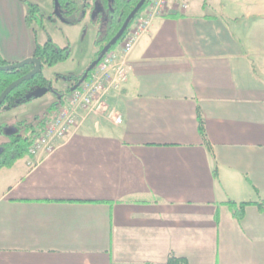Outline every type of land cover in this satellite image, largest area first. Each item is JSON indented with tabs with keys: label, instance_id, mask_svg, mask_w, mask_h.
<instances>
[{
	"label": "crops",
	"instance_id": "1",
	"mask_svg": "<svg viewBox=\"0 0 264 264\" xmlns=\"http://www.w3.org/2000/svg\"><path fill=\"white\" fill-rule=\"evenodd\" d=\"M186 3L130 51L120 123L85 117L0 169V264H264V0ZM35 47L23 0H0L2 59Z\"/></svg>",
	"mask_w": 264,
	"mask_h": 264
},
{
	"label": "built area",
	"instance_id": "2",
	"mask_svg": "<svg viewBox=\"0 0 264 264\" xmlns=\"http://www.w3.org/2000/svg\"><path fill=\"white\" fill-rule=\"evenodd\" d=\"M187 7L186 0H151L135 17L119 44L109 50L95 66L88 79L73 90H68L56 99V107L51 119L29 150L30 154L44 151L53 153L66 143L85 117L106 113L114 122L122 118L108 103L109 97L118 94L124 88L130 69L129 53L142 34L148 31L152 20L163 15L171 4Z\"/></svg>",
	"mask_w": 264,
	"mask_h": 264
},
{
	"label": "trees",
	"instance_id": "3",
	"mask_svg": "<svg viewBox=\"0 0 264 264\" xmlns=\"http://www.w3.org/2000/svg\"><path fill=\"white\" fill-rule=\"evenodd\" d=\"M138 1L139 0H114L112 4L110 19L105 33L95 38L94 44L96 48L93 59L98 56L103 46L115 35L125 17ZM150 2L151 0H147L143 7L140 9V12ZM26 22L28 25H31L28 19H26ZM128 29L125 30L124 34ZM123 35L118 40V42L111 47V49L115 48L119 44V42L123 38ZM33 56L40 61L42 68L44 66L53 67L59 63L66 61L69 58V49L67 46L58 47L51 40H47L42 45L36 42ZM6 64L7 63L0 56V66ZM32 68V63H26L25 65L12 70H0V94L12 81L28 73ZM42 68L33 77L15 86L12 91L6 96L4 101L0 104V109L10 110L16 106L32 101L35 98L34 96H32V92L36 91L40 87H45L48 83H50V81L45 77ZM94 69L95 67L87 72V76L85 79H88L90 77ZM84 72L77 76H69V79L73 80L76 84L82 77ZM55 107L56 102L54 101L47 107L44 114H36L30 120H22L17 123V130L9 134L8 142L1 144L2 150L0 152V169L3 167L12 166L16 160L30 154V148L42 134L46 123L51 119ZM198 131L204 139V123L200 114H198ZM228 204L230 205L232 213L238 219H242L244 215V208L248 203H235L233 201H229ZM256 204L258 205L259 210L261 212H264V200H261ZM164 264L189 263L186 258L170 253Z\"/></svg>",
	"mask_w": 264,
	"mask_h": 264
},
{
	"label": "rangeland",
	"instance_id": "4",
	"mask_svg": "<svg viewBox=\"0 0 264 264\" xmlns=\"http://www.w3.org/2000/svg\"><path fill=\"white\" fill-rule=\"evenodd\" d=\"M45 12V27L41 28L33 24L36 33V42L44 44L51 40L58 47L67 46L69 49V58L53 67L44 66L42 69L45 76L52 79V82L58 88L62 87L65 81H69V76L82 74L92 62L95 52L94 41L97 34V24L94 20L88 22L63 23L57 18L48 19L52 8V0H38ZM203 0H192L193 4L198 5ZM210 2V0H206ZM209 4V3H208ZM210 5V4H209ZM216 7L207 8L206 11L213 12ZM105 19V14L103 13ZM58 79V81H56ZM51 81V80H50ZM57 82V83H56ZM53 91L47 92L42 98H34L26 104H21L10 110L0 109V123L8 125L5 122L30 120L36 114H44L47 108L44 104L53 96Z\"/></svg>",
	"mask_w": 264,
	"mask_h": 264
},
{
	"label": "flooded vegetation",
	"instance_id": "5",
	"mask_svg": "<svg viewBox=\"0 0 264 264\" xmlns=\"http://www.w3.org/2000/svg\"><path fill=\"white\" fill-rule=\"evenodd\" d=\"M146 1L147 0H145V2ZM113 2L114 0H52V8L50 10L48 19L51 20L55 17L58 20L62 21L63 23H74V22H81V21L91 23L94 20L95 24H97V34H96V37H97L105 33L106 27L110 19ZM145 2L143 3V5L145 4ZM137 3L135 4V6L137 5ZM23 4L25 7V20L28 19L32 27H33V24H36L39 27L44 28L45 27L44 23L47 18L46 16H44L45 12L43 11V8L40 2L38 0H23ZM140 9L136 12L134 17L131 19L126 29H128L131 26L137 14L140 13ZM103 13L105 14V19L103 17ZM93 60L94 59H92V61ZM74 84L75 82L72 80V83L67 88L63 90H59V89L53 88L51 81H50V83H48L47 86L45 87H47L48 89L47 92L53 91L52 93L54 96V101H56V99H58V97L61 94H64L65 92L70 90ZM18 122L20 121H14L12 123H9L8 125L0 124V152L2 150L1 144L7 143L9 140V134L17 130Z\"/></svg>",
	"mask_w": 264,
	"mask_h": 264
},
{
	"label": "water",
	"instance_id": "6",
	"mask_svg": "<svg viewBox=\"0 0 264 264\" xmlns=\"http://www.w3.org/2000/svg\"><path fill=\"white\" fill-rule=\"evenodd\" d=\"M145 2V0H140L137 5L132 9V11L128 14V16L126 17V19L124 20L123 24L121 25L120 29L116 32V34L103 46V48L101 49V51L99 52L98 56L88 65L87 69L85 70L84 74L82 75V77L79 79V81L74 84L71 87V90L76 89L81 82L86 78L87 76V72L91 69H93L102 59V57L111 49L112 46H114L118 40L121 38V36L123 35V33L125 32L129 22L131 21V19L134 17V15L136 14V12L142 7L143 3ZM56 6V5H55ZM26 63H32L34 65L33 69L31 71H29L28 73L22 75L21 77L15 79L14 81H12L4 90L3 92L0 94V104L4 101V99L6 98V96L12 91V89L19 85L20 83H22L23 81L33 77L41 68V63L40 61L36 58V57H27L17 63H11V64H6V65H1L0 66V70H12L15 68H19L23 65H25ZM47 87H40L38 88L36 91L32 92V96H34L35 98H39L42 95H44L47 92Z\"/></svg>",
	"mask_w": 264,
	"mask_h": 264
}]
</instances>
